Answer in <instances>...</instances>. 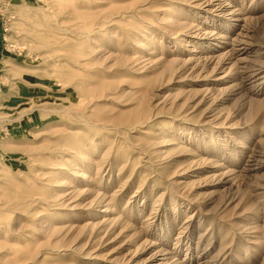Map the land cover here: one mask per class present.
Masks as SVG:
<instances>
[{
	"label": "rangeland",
	"instance_id": "rangeland-1",
	"mask_svg": "<svg viewBox=\"0 0 264 264\" xmlns=\"http://www.w3.org/2000/svg\"><path fill=\"white\" fill-rule=\"evenodd\" d=\"M0 264H264V0H0Z\"/></svg>",
	"mask_w": 264,
	"mask_h": 264
},
{
	"label": "bare ground",
	"instance_id": "bare-ground-1",
	"mask_svg": "<svg viewBox=\"0 0 264 264\" xmlns=\"http://www.w3.org/2000/svg\"><path fill=\"white\" fill-rule=\"evenodd\" d=\"M5 244V243H4ZM16 252V251H15ZM8 254V253H7Z\"/></svg>",
	"mask_w": 264,
	"mask_h": 264
}]
</instances>
